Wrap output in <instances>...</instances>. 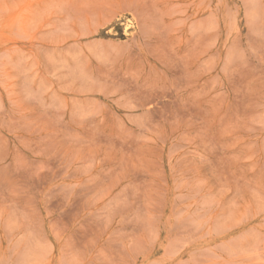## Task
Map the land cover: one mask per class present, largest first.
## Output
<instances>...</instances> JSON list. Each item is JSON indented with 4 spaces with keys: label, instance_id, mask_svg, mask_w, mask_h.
I'll list each match as a JSON object with an SVG mask.
<instances>
[{
    "label": "rangeland",
    "instance_id": "1",
    "mask_svg": "<svg viewBox=\"0 0 264 264\" xmlns=\"http://www.w3.org/2000/svg\"><path fill=\"white\" fill-rule=\"evenodd\" d=\"M0 264H264V0H0Z\"/></svg>",
    "mask_w": 264,
    "mask_h": 264
}]
</instances>
